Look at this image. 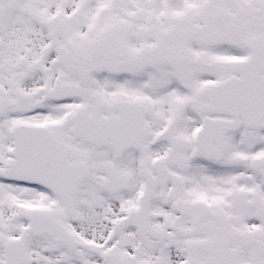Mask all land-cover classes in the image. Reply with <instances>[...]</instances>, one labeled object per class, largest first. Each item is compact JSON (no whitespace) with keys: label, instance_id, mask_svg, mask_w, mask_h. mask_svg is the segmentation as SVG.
I'll return each mask as SVG.
<instances>
[{"label":"snow or ice","instance_id":"6c2138e0","mask_svg":"<svg viewBox=\"0 0 264 264\" xmlns=\"http://www.w3.org/2000/svg\"><path fill=\"white\" fill-rule=\"evenodd\" d=\"M0 264H264V0H0Z\"/></svg>","mask_w":264,"mask_h":264}]
</instances>
